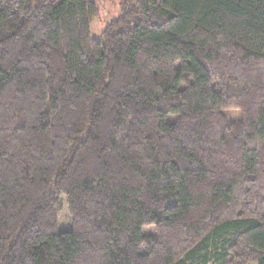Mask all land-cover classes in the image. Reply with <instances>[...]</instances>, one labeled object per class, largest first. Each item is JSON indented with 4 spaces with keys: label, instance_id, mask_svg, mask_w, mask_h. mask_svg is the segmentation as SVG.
<instances>
[{
    "label": "trees",
    "instance_id": "obj_1",
    "mask_svg": "<svg viewBox=\"0 0 264 264\" xmlns=\"http://www.w3.org/2000/svg\"><path fill=\"white\" fill-rule=\"evenodd\" d=\"M122 8L0 0V264H264V0Z\"/></svg>",
    "mask_w": 264,
    "mask_h": 264
},
{
    "label": "rangeland",
    "instance_id": "obj_2",
    "mask_svg": "<svg viewBox=\"0 0 264 264\" xmlns=\"http://www.w3.org/2000/svg\"><path fill=\"white\" fill-rule=\"evenodd\" d=\"M96 2L98 5V14L92 20L91 32L92 36L101 39L102 32L107 24L122 14V0H96ZM226 114L230 119H235L239 116V111L229 110L226 111ZM59 219L62 229H69L71 227V215L67 205H65ZM250 264H257V262H252Z\"/></svg>",
    "mask_w": 264,
    "mask_h": 264
}]
</instances>
